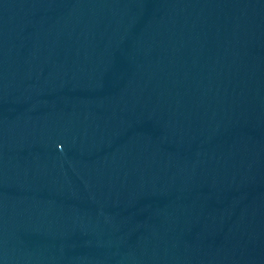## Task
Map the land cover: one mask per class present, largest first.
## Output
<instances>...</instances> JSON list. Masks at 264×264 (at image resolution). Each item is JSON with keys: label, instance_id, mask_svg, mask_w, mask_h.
<instances>
[{"label": "water", "instance_id": "obj_1", "mask_svg": "<svg viewBox=\"0 0 264 264\" xmlns=\"http://www.w3.org/2000/svg\"><path fill=\"white\" fill-rule=\"evenodd\" d=\"M0 264H264V0H0Z\"/></svg>", "mask_w": 264, "mask_h": 264}]
</instances>
